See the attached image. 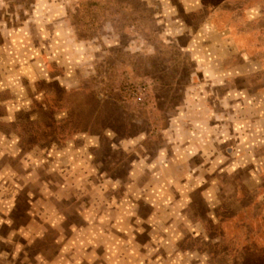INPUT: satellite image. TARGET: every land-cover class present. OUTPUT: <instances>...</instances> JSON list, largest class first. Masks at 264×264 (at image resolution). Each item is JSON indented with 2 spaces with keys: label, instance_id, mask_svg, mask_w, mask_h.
I'll return each instance as SVG.
<instances>
[{
  "label": "rangeland",
  "instance_id": "1",
  "mask_svg": "<svg viewBox=\"0 0 264 264\" xmlns=\"http://www.w3.org/2000/svg\"><path fill=\"white\" fill-rule=\"evenodd\" d=\"M4 39L0 264H264V0H0Z\"/></svg>",
  "mask_w": 264,
  "mask_h": 264
},
{
  "label": "crops",
  "instance_id": "2",
  "mask_svg": "<svg viewBox=\"0 0 264 264\" xmlns=\"http://www.w3.org/2000/svg\"><path fill=\"white\" fill-rule=\"evenodd\" d=\"M7 41L4 39L3 43H0V52H3L4 47L6 48L9 43L5 45ZM6 59L4 56H0V107L2 111H0V124L6 126L7 123H11L18 111L30 113V103L28 100L30 98L28 96L24 97L23 89H26L25 86V78L22 74L23 68L22 65L15 68H6ZM37 72L34 76H31L29 79V83H35L36 89V81H45L49 82V79L46 78L45 75H42L40 70H36ZM32 90V89H31ZM34 91V90H33ZM7 144H12L11 138L7 137V133L4 131H0V146L5 149Z\"/></svg>",
  "mask_w": 264,
  "mask_h": 264
},
{
  "label": "built area",
  "instance_id": "3",
  "mask_svg": "<svg viewBox=\"0 0 264 264\" xmlns=\"http://www.w3.org/2000/svg\"><path fill=\"white\" fill-rule=\"evenodd\" d=\"M138 100H139V101H142V98H141V97H138Z\"/></svg>",
  "mask_w": 264,
  "mask_h": 264
}]
</instances>
